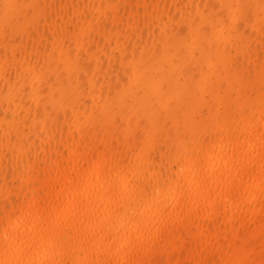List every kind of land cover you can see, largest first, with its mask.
Wrapping results in <instances>:
<instances>
[{"label":"bare ground","instance_id":"1","mask_svg":"<svg viewBox=\"0 0 264 264\" xmlns=\"http://www.w3.org/2000/svg\"><path fill=\"white\" fill-rule=\"evenodd\" d=\"M0 264H264V0H0Z\"/></svg>","mask_w":264,"mask_h":264}]
</instances>
